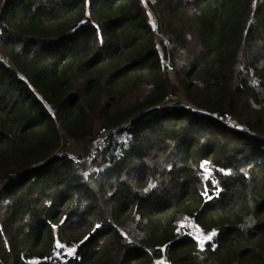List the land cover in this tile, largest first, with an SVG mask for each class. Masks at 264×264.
<instances>
[{
    "label": "trees",
    "instance_id": "obj_1",
    "mask_svg": "<svg viewBox=\"0 0 264 264\" xmlns=\"http://www.w3.org/2000/svg\"><path fill=\"white\" fill-rule=\"evenodd\" d=\"M158 261L264 264V0H0V264Z\"/></svg>",
    "mask_w": 264,
    "mask_h": 264
},
{
    "label": "built area",
    "instance_id": "obj_2",
    "mask_svg": "<svg viewBox=\"0 0 264 264\" xmlns=\"http://www.w3.org/2000/svg\"><path fill=\"white\" fill-rule=\"evenodd\" d=\"M177 96L176 95H169L168 97H166V100H177ZM214 117H218V115L216 113L213 114ZM222 122L229 126V127H234L235 125V121L233 119V117L229 114H225L224 117H221ZM116 128L113 129H109L106 127H100L96 134L95 137L91 143V146L89 148V150L84 154V155H80L78 153H74V152H65L67 157L69 159H71L73 162L75 163H79L82 161H91V159H93L97 153L99 152V150L101 149L102 146L105 145V143L107 142V140L109 139V135L111 132L115 131ZM59 154V153H57ZM69 256H73L68 254L65 257H61V259L66 260ZM41 260L39 258H35L34 262H40Z\"/></svg>",
    "mask_w": 264,
    "mask_h": 264
},
{
    "label": "rangeland",
    "instance_id": "obj_3",
    "mask_svg": "<svg viewBox=\"0 0 264 264\" xmlns=\"http://www.w3.org/2000/svg\"><path fill=\"white\" fill-rule=\"evenodd\" d=\"M185 103L184 101H181ZM91 144L86 141H75L71 143H67V145L63 148V151L66 152H74V153H85L89 150ZM182 228H185L194 238L199 237V239L203 240L205 236L208 234L203 233L192 220L185 221L183 223ZM196 239V238H195ZM197 240V239H196ZM69 254V253H68Z\"/></svg>",
    "mask_w": 264,
    "mask_h": 264
},
{
    "label": "snow or ice",
    "instance_id": "obj_4",
    "mask_svg": "<svg viewBox=\"0 0 264 264\" xmlns=\"http://www.w3.org/2000/svg\"><path fill=\"white\" fill-rule=\"evenodd\" d=\"M207 163H208L207 161H204V162L200 165V167H201L202 169H204L205 173H207V175L205 176V178H206V179H210L213 170L210 169V168H206V167H205V165H206ZM222 171H224V170H222ZM228 172H230V170H228ZM226 174H227V173H226ZM212 183H213V185H216V182H215V181H213ZM219 190H220V189L218 188V186H214V187H213V191L218 192ZM204 195H207V190H205ZM209 198H210V197H209ZM97 227H99V225H97ZM215 235H216V232H215V230H213L210 234H208L207 236H205V238H204L203 240L199 239V237H195V238L197 239V241H198V246L201 248V250L204 249L205 241H210V240H212V238H213ZM85 239H87V238H85ZM57 247H58V248H62L63 245H61L59 242H57ZM68 252H69L70 255H74L75 252H76V250H75V248H69V249H68ZM157 264H163V262L158 261Z\"/></svg>",
    "mask_w": 264,
    "mask_h": 264
}]
</instances>
